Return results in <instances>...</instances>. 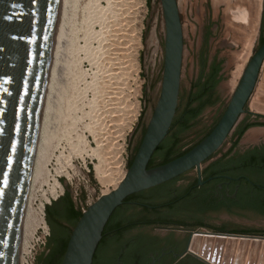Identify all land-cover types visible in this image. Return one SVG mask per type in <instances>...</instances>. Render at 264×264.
<instances>
[{"label":"rangeland","instance_id":"rangeland-1","mask_svg":"<svg viewBox=\"0 0 264 264\" xmlns=\"http://www.w3.org/2000/svg\"><path fill=\"white\" fill-rule=\"evenodd\" d=\"M142 1L145 6L139 8L137 4L129 10L130 13L132 11L129 15L130 18L133 17L128 20L131 30L128 33L130 32L131 37H129L130 34H127L126 39L129 37L127 40L129 43L125 42L127 46L131 44L134 46L137 42L140 45L136 51L140 65L137 84L132 86V81H130L127 87L131 97L134 98V94L139 93L140 112L132 130L125 139L126 171L141 145L148 122L153 115L158 79L161 0ZM122 2V0H66L65 8H68L65 9V12L67 14H64V20L61 23L57 53L55 61H53L54 71L48 91V94L50 93V98L48 97L50 110L48 109V119L45 125L47 129L44 128V142L39 151L38 160L42 174L46 170L54 173L58 167L56 159L59 158L64 164L63 157L60 155H67V157L71 155L70 159L74 167L81 170L82 174L71 178L70 181L65 177L60 178L64 189L57 198L45 205L46 224V208L61 201L66 197V193L69 194L77 210L83 213L89 205L103 195L106 189H110V191L113 189L112 186L103 184L97 178L94 168L98 160L90 157L82 160L81 157L73 154V146L78 145L83 149L84 145L90 144L96 147V142L88 128L92 122H96L98 114L102 110L100 107L104 105L103 99L100 98L103 96H100L102 93L101 83H104L108 74V70L106 71L105 68L104 45L108 43L106 41L113 28L110 24L115 22V18L123 10L119 7L121 4L123 5ZM177 2L184 34V61L175 119L189 107L195 108L200 98L203 101H209V104L190 122L187 128L178 125L172 126L168 135L176 142L170 154L172 159L183 155L200 143L211 133L223 116L242 76L238 79L234 78V74L237 72L235 55L242 49L239 33L245 25L237 12L249 10L247 0H221L218 2L215 0H177ZM130 21H132L131 24ZM153 34L158 40L157 49L151 42ZM261 36L264 37V0H262L258 32L252 43L251 51L245 59L244 67L262 45ZM126 45L125 47H127ZM90 53L92 54L90 55ZM89 56L94 59L93 63L90 62ZM219 63L221 72L217 78L218 83L211 92L200 94L201 85L210 79L212 69L215 64ZM263 78L264 68L254 94L258 92V86L263 83ZM235 79L236 82H234ZM242 118L249 119L247 124L256 125L248 128L240 138L237 146L239 150L247 149L264 139V118L248 114ZM235 136L236 132H233L227 138L220 153L226 150ZM162 162L161 156L157 155L154 159V166L161 165ZM40 180L34 184L32 192L37 190ZM226 224L239 227H258L264 230L263 225ZM47 244L39 250L35 264H39V257L49 256L51 250ZM254 244L252 240L247 241L245 245L242 240H236L234 244H230L228 241L222 243L215 241V243L211 242L206 245L208 252L217 250L221 261L225 264H262L264 247L261 246L262 243H259L258 247H255Z\"/></svg>","mask_w":264,"mask_h":264},{"label":"water","instance_id":"water-1","mask_svg":"<svg viewBox=\"0 0 264 264\" xmlns=\"http://www.w3.org/2000/svg\"><path fill=\"white\" fill-rule=\"evenodd\" d=\"M65 3L66 0H0V264H21L26 195ZM183 50L178 2L161 0L159 68L153 115L120 185L89 205L74 228L65 220H62L64 225L58 223L59 232L64 226L68 227L67 231L72 230L61 264H93L109 220L119 213L118 208L128 198L192 169L199 170L203 162L222 148L240 121L241 125L247 124L249 119L242 118L244 115L264 118V78L258 86L259 93L254 94L264 68L263 43L246 65L223 116L211 133L185 154L149 168L153 154L169 134L177 113ZM235 139L236 136L225 151ZM66 203L65 200L58 205L59 211L65 209ZM135 213L138 211H129L127 215ZM222 221L264 226L263 217L254 213L215 218L216 223ZM50 237L47 223L48 242ZM110 241V248L114 247L115 243ZM53 247L52 243L48 248L52 250ZM190 251L195 257L207 259L208 255L196 248L194 241ZM46 259L41 257L39 264H45ZM209 262L212 263L211 257ZM214 264L217 263L214 261Z\"/></svg>","mask_w":264,"mask_h":264},{"label":"flooded vegetation","instance_id":"flooded-vegetation-1","mask_svg":"<svg viewBox=\"0 0 264 264\" xmlns=\"http://www.w3.org/2000/svg\"><path fill=\"white\" fill-rule=\"evenodd\" d=\"M237 139L236 134L224 154L218 155L221 148L199 170L192 169L128 198L111 217L117 228H105L103 239L115 246L107 248L104 264H214V260L225 264L217 250L208 252L207 259L193 256L190 246L194 237L264 241L262 228L215 223V218L243 213L264 219V154L253 155L257 150L264 153V141L239 150L238 143L234 145ZM133 210L138 213L127 215Z\"/></svg>","mask_w":264,"mask_h":264},{"label":"bare ground","instance_id":"bare-ground-1","mask_svg":"<svg viewBox=\"0 0 264 264\" xmlns=\"http://www.w3.org/2000/svg\"><path fill=\"white\" fill-rule=\"evenodd\" d=\"M122 1H123L122 2L123 5L121 4L119 7H121V9L123 10L118 14L117 18H115L116 19L115 22L113 24H110L113 26V28L111 30V34L107 38L106 42L108 43L104 42L106 44L104 45L105 68L106 71L108 70V74L106 75V79L104 80V83L103 84L101 83L102 93H100V96L102 95L103 96L100 98L103 99L104 105L100 107L102 108V110L98 114L96 122L94 123L92 122L88 128L95 140L94 142H96V147H93L90 144L84 145L83 149L79 148L78 145L73 146L74 147L73 154L78 155L79 157L82 158V160L86 159L87 157L98 160V163L94 168L96 170L95 172L96 176L103 184L110 187L112 186L113 187L112 190L116 189L120 185V183L123 181V179L127 174V171L125 170V157H124V153L126 151L125 139L127 134L132 130L134 122L136 121L137 116L139 115L140 112L139 93L136 92L133 98L130 96L129 88H127L128 85L130 84V81H132V86H135L137 84V75L140 70V65L136 51L140 45L138 42L134 46L132 44L130 46H127L126 44L129 43L127 40L129 39V37H131L130 32L128 33V31L130 30L128 20L133 19V17L130 18L129 16L132 13V11L130 13L129 10L133 9L132 7L136 6L137 4L138 7L141 6L142 1H138V2L137 0H122ZM215 1L218 2L221 0H215ZM247 2L249 5V10L237 12V15L240 16L241 19L245 22L243 29L240 30L239 33L242 42V49L235 55V64L237 67V72L234 74V78L237 79L238 77L243 75V72L245 70V69L243 70L244 67L243 64L251 51L252 43L258 32L261 10H262V0H247ZM67 8H64L62 21L64 20V14L66 13L65 9ZM131 22L132 21H130V24ZM63 24L65 25V23ZM61 25H60V30H61ZM65 26H67V24ZM60 30H59V34H60ZM59 34L55 47L53 61H55V55L57 53V44L60 36ZM127 34H130L128 39H126L128 36ZM126 41L127 43L125 44ZM151 42L152 45H155L157 49L158 40L155 34L152 35ZM125 45L127 47H125ZM156 49L154 50L156 51ZM91 54L92 53H90V55ZM89 59L90 62L93 63L94 59L92 58V56H89ZM53 61H52L53 65H51V69H50V74H49L48 83H47L46 92L41 110L39 134L36 143L35 155L33 159L31 176H30L25 207H24L22 239H21L22 252H23V247L28 244L35 231L40 227L47 226L44 217V208L46 204L50 203L52 200L57 198L61 193V191H63L64 187L60 181V178L65 177L68 181H70L71 178L80 176L82 174L81 170L76 169L74 167L70 159L71 155H68V157L67 155L66 156H63L62 154L60 155L61 157H63L64 164H62L59 158L56 159L58 167L54 170V173H52L49 170H46V172L42 174L39 165V160H38L40 155L39 151L43 147L44 128H46L45 127L46 120L48 119V109H49L48 97L50 94V93L48 94V91H49L51 76H53L52 74L54 71ZM183 61H184V50H183L182 66H183ZM234 82H236V79ZM38 180H40L41 182L39 183L37 190L34 189L35 192H32V189L34 188V184H36ZM111 191L110 189H106L103 192V195L108 194ZM219 237L226 238L231 236L220 235ZM193 241H194V246L196 248H198L199 250H201L202 252L208 255V250H207L208 246H206V244H209L211 242L215 243V241L218 243H222L223 241L226 242L228 241L230 244H234L236 240L233 238L232 239L229 238L225 240H218L215 238H202L201 240L200 237L196 235ZM246 241L247 240H242L243 245L247 243ZM254 243H255L254 244L255 247H258L260 245L259 243H262L261 246L264 247V241H256ZM263 257H264V251H263Z\"/></svg>","mask_w":264,"mask_h":264},{"label":"trees","instance_id":"trees-1","mask_svg":"<svg viewBox=\"0 0 264 264\" xmlns=\"http://www.w3.org/2000/svg\"><path fill=\"white\" fill-rule=\"evenodd\" d=\"M262 39L263 38H261V44L264 43V40ZM220 70H221L220 66H215L212 69V76L210 77V79H208V81H206V83H203V85H201L200 94L204 95L213 90L214 86H216V84L218 83L217 76ZM194 97L197 98L196 96ZM208 102L203 101L202 98L198 99V105L195 108L189 107L187 111H184L178 118L174 119L173 126L178 125V126H182L183 128H187L190 122L199 115V113L202 111V109L206 105L209 104ZM255 125L256 124H252V123L242 125L237 130L236 134H237L238 139L236 140L234 145L238 143V141L240 140V138L243 136V134L248 128L255 126ZM175 144L176 142L174 141L172 137L170 136L166 137L165 140L156 149L148 167L150 168L154 166V159L157 155H160L161 158L163 159L162 164H165L171 161L172 156L170 154ZM263 154L264 153L262 151L257 150L256 152H254L253 155H263ZM131 163L129 164V166L131 165ZM65 200L67 202L65 209H63V211H59L58 205L62 203L61 201H65ZM61 201H59L58 203L57 202L54 203L51 207H48L46 209V219L51 229V237L49 239L47 246L50 248L51 244L53 243L54 247L51 250L49 256L47 257L45 264H61L66 248H67V244H68L72 230H70L69 232V230L68 231L66 230L68 229V227L64 226L63 227L64 230H61L59 232L57 228L58 223L63 224L62 220H65L67 224H70V226L74 228L82 216V212L78 211L75 208L68 193L66 197L61 199ZM116 228H117V225L113 222V219H110L106 227V230H114ZM108 247H110V245L108 244V241L106 239H102L95 253L93 264H104L106 262L105 256H106V253H107L106 250ZM40 261H41V258L39 257L38 262L40 263Z\"/></svg>","mask_w":264,"mask_h":264},{"label":"built area","instance_id":"built-area-1","mask_svg":"<svg viewBox=\"0 0 264 264\" xmlns=\"http://www.w3.org/2000/svg\"><path fill=\"white\" fill-rule=\"evenodd\" d=\"M142 2L139 8L145 6ZM47 241V226L38 228L28 244L23 247L21 264H35L39 250L47 244Z\"/></svg>","mask_w":264,"mask_h":264}]
</instances>
